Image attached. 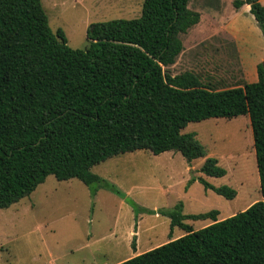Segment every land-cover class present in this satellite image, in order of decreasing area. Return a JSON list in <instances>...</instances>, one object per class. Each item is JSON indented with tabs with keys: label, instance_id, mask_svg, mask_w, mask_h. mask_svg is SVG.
<instances>
[{
	"label": "trees",
	"instance_id": "16d2710c",
	"mask_svg": "<svg viewBox=\"0 0 264 264\" xmlns=\"http://www.w3.org/2000/svg\"><path fill=\"white\" fill-rule=\"evenodd\" d=\"M191 0H144L134 18L92 23L89 44L73 48L52 29L42 0H0V209L30 195L47 176L77 178L121 191L92 167L136 150H175L205 158L200 171L227 170L208 156L190 123L249 115L263 199L227 218L219 210L183 213V204L151 210L185 233L116 264H264V61L258 80L215 89L193 71L168 67L183 50L181 33L200 21ZM250 5L264 35V4ZM205 189L233 199L237 190L192 175ZM98 187H93L92 196ZM212 222L194 229L186 219ZM135 248V247H134ZM136 249V248H135Z\"/></svg>",
	"mask_w": 264,
	"mask_h": 264
},
{
	"label": "rangeland",
	"instance_id": "374dc122",
	"mask_svg": "<svg viewBox=\"0 0 264 264\" xmlns=\"http://www.w3.org/2000/svg\"><path fill=\"white\" fill-rule=\"evenodd\" d=\"M233 1L189 2L201 18L180 34L184 47L175 63L165 67L170 73L193 71L215 89L248 82L246 72L264 58V35L249 5L237 9ZM143 2L42 0V5L52 29L62 27L71 47L85 48L92 23L139 17ZM189 131L197 133L226 175H204L201 157L189 173L190 162L181 152L154 154L149 149L121 153L92 167L121 194L98 183L59 180L50 174L30 195L0 209V264H116L185 233L179 226L171 228V218L153 209L182 203L183 213L217 209V218L223 219L263 199L249 115L190 122L182 132ZM192 175H202L216 186L229 185L237 195L229 199L205 189L199 180L190 182ZM212 221L185 220L194 229Z\"/></svg>",
	"mask_w": 264,
	"mask_h": 264
},
{
	"label": "crops",
	"instance_id": "0c3cea01",
	"mask_svg": "<svg viewBox=\"0 0 264 264\" xmlns=\"http://www.w3.org/2000/svg\"><path fill=\"white\" fill-rule=\"evenodd\" d=\"M249 5V4H248ZM248 7H250V5L248 6ZM262 61H264V58H263V60H261V61H259V62H255V70H253V71H250L249 73H247L246 72V74H247V76H246V79L248 80V82H252V81H256V80H258V72H257V65L260 63V62H262ZM166 152V151H165ZM165 152H163V153H165ZM168 152V151H167ZM173 151H170V153H172ZM162 154V153H161ZM174 154V153H173ZM170 160H173V158H171L170 157ZM194 160H196V159H194ZM194 160H192V161H189L190 163H189V165L187 166V170H188V172L189 173H191V171L192 170H194V168H195V165H193V161ZM197 176H199V175H197ZM190 177V176H189ZM138 253H140V252H138ZM137 253V254H138Z\"/></svg>",
	"mask_w": 264,
	"mask_h": 264
}]
</instances>
